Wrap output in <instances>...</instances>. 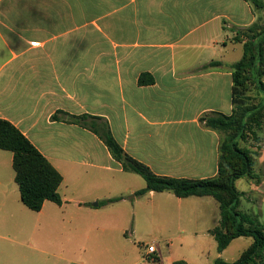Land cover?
Wrapping results in <instances>:
<instances>
[{"label": "crops", "instance_id": "crops-1", "mask_svg": "<svg viewBox=\"0 0 264 264\" xmlns=\"http://www.w3.org/2000/svg\"><path fill=\"white\" fill-rule=\"evenodd\" d=\"M252 1L0 0V119L62 177V204L30 211L13 186L12 153L0 150V264H141L146 252L129 234L177 228L196 240L218 225L211 197L135 196L144 180L70 119L101 118L123 151L155 175L215 177L221 135L200 119L231 114L237 61L201 53L227 50L228 42L235 50L232 35L262 22L264 9ZM227 29L231 37L218 41ZM260 159L263 168V140ZM246 181L264 192V179Z\"/></svg>", "mask_w": 264, "mask_h": 264}, {"label": "trees", "instance_id": "trees-1", "mask_svg": "<svg viewBox=\"0 0 264 264\" xmlns=\"http://www.w3.org/2000/svg\"><path fill=\"white\" fill-rule=\"evenodd\" d=\"M258 10L264 9L261 0H253ZM242 44V56L232 65V87L230 115L213 114L200 119L204 126L221 135L217 175L204 180L177 179L155 175L146 165L128 156L112 136L106 122L101 118L80 116L70 121L87 128L104 143L110 154L120 162L126 172L139 175L145 187L135 196L150 192H169L183 199L189 197H211L219 206L220 220L209 235L222 253L238 238H251L252 243L234 262L217 258L213 264H264V222L261 212L249 214L238 209L244 193L238 191L236 181L252 180L260 184L264 175L254 172L255 160L260 156L259 136L264 127V25L256 22L239 31L232 40ZM213 64V63H212ZM218 64V63H217ZM150 81L149 83H151ZM143 76L140 85H146ZM258 93L260 100L253 103L251 93ZM57 120V115L52 116ZM251 139L252 148L242 147ZM0 150L12 153L14 182L18 187L21 203L30 211L38 212L46 201L62 204L58 189L62 177L32 143L10 122L0 119ZM120 198L103 201L108 204ZM255 203V202H254ZM173 264H186L176 261Z\"/></svg>", "mask_w": 264, "mask_h": 264}, {"label": "rangeland", "instance_id": "rangeland-1", "mask_svg": "<svg viewBox=\"0 0 264 264\" xmlns=\"http://www.w3.org/2000/svg\"><path fill=\"white\" fill-rule=\"evenodd\" d=\"M250 4L253 8H255L252 3ZM260 18L262 20V22L260 23L264 25V15H262ZM231 32L232 31L230 29L221 32V37L218 39V41L224 39L225 34H227L228 37H231ZM238 32L239 31L235 32L232 35L230 43H233L232 40ZM208 39L209 38L205 39V41L203 42L204 45H210ZM228 46V49H225L226 51L222 48L221 45H218V47L216 48L217 52L213 53L212 50L209 51L208 49L207 51L201 53V55H204L203 57L205 58H209V60L215 61L223 60L228 63L238 61L242 56V47L234 42L232 46L235 47V50L232 51L229 42ZM250 96L254 98L253 103H257L260 100V96H258V93L253 92L250 94ZM261 96L264 97V94H261ZM259 136L264 142V127ZM251 144H253V142L251 139H249L247 143H241V146L250 149L252 148V150H257V148L252 147ZM260 160V156H258L255 160L254 172L262 174L263 176L264 166L263 168L258 167ZM10 172L12 174V169H10ZM248 182L249 181H246L245 179H241L236 185L239 191L245 193V196H243L240 200L238 209L249 214H255L257 211H260L261 207L264 208V192H256L251 190V185ZM13 186L15 188L17 187L15 183H13ZM249 199L253 202L249 201ZM192 235L193 234H191V232H183L181 230H178L177 228H167L163 230L157 228H147L139 231V235L137 236H130L129 234V238H131L132 244L133 242H135V244L140 246L145 252L146 246L153 244L156 249L160 250L162 253V264H171V260L174 262L184 261L186 264H213V262L217 258H221L229 262H234L240 257L241 253L252 243L251 238H239L232 241L222 253H218L217 244L209 234L200 233L198 234L196 240L192 237ZM181 238H184L183 241ZM201 250L203 251L202 253ZM157 254L158 253L148 256L146 258V263L141 264H158L159 261ZM218 255H220V257H218ZM152 259L154 260V263L151 262Z\"/></svg>", "mask_w": 264, "mask_h": 264}, {"label": "built area", "instance_id": "built-area-1", "mask_svg": "<svg viewBox=\"0 0 264 264\" xmlns=\"http://www.w3.org/2000/svg\"><path fill=\"white\" fill-rule=\"evenodd\" d=\"M156 253V247L152 245H147L146 246V257H144V261L146 262V258L148 256L154 255ZM152 263H154V260H151Z\"/></svg>", "mask_w": 264, "mask_h": 264}]
</instances>
